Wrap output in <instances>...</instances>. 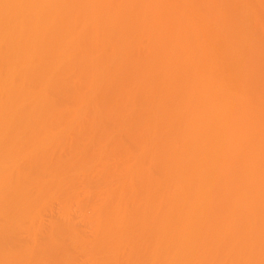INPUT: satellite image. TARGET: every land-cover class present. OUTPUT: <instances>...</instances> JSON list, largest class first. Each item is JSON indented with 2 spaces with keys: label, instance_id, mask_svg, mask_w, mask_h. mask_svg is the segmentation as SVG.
Wrapping results in <instances>:
<instances>
[{
  "label": "bare ground",
  "instance_id": "bare-ground-1",
  "mask_svg": "<svg viewBox=\"0 0 264 264\" xmlns=\"http://www.w3.org/2000/svg\"><path fill=\"white\" fill-rule=\"evenodd\" d=\"M113 1L116 4H112ZM116 1L120 0H0V264H136L140 259L136 257L142 256L138 261L140 264H192L200 255L208 256V259L201 257V261L205 260L203 264H217L219 261L225 264H264V117L261 119L255 112L258 105L264 106L261 98L264 85H252L257 94L261 92V97H255L253 101V98L250 101L240 99V93V97L235 93V98L233 93L222 97L221 92L226 93L224 89L229 80L226 76L228 81L222 80L227 84L224 85L213 77L217 67L209 64L216 57L214 51H209L205 60L201 54L202 62H195L198 65L192 63L190 69L191 57L187 49L194 50L189 55L198 53L208 41L203 39L205 43L201 45L202 39H196L200 30L196 31L195 23V28H189L195 29V33L188 31L189 35L185 36L187 28L185 33L183 31L191 50L185 45L184 37L180 38L183 39L181 43L178 36L172 34L177 27L183 26L182 30L187 27L186 21L195 22L191 17V22L186 20L189 18L187 11L191 10L186 8L190 4L188 0L172 1L177 13L171 8L172 4L167 8L160 5L159 9L166 10L158 12V7L154 6L158 0ZM152 1L153 4L149 3ZM166 1L162 4L161 0L159 4L167 6L169 1ZM203 1L198 2L201 12L206 7ZM225 1L219 2L218 8L222 9V4L226 6ZM230 1L226 3L228 7ZM239 3L238 0L232 1L230 10L237 8ZM211 5L215 9L218 1ZM218 8L215 10L219 11L218 15L222 13L224 16L230 11L229 8L228 12L222 9L223 13ZM234 8L231 16H234V10L238 13L241 9ZM246 9L243 13L248 16L251 9ZM260 9L257 12H261ZM197 10L193 9L194 12L200 11ZM204 12L195 17L197 21L200 15L209 13L206 11L203 15ZM257 12L254 13L258 15ZM175 13L177 17L172 15ZM169 14L175 16V20L168 17ZM158 16H162L163 23L168 18L167 26L158 27ZM251 16L244 20L245 16L241 15L243 19L240 21L255 22ZM236 17L232 21V18L227 19L234 23L238 22V17L240 19L238 14ZM213 18L209 21L215 20ZM173 20L179 25L176 28ZM260 21L256 22L259 24ZM244 22L238 26L239 22L228 24L223 21L222 25H232L221 26V31L211 29L214 24L209 28L217 35L218 31L224 30L225 33L229 30L231 34L234 32V35L243 37V41H250L251 37L258 41L261 36L255 29L261 28L254 27L257 33L252 30L255 35L252 36L250 31L249 34L247 30L245 32L246 26L241 28ZM158 23L161 25L162 22ZM160 29H166L165 38ZM230 38H233V44L234 36ZM225 40L230 41L228 38L221 43ZM251 41L250 45L258 44H254L253 39ZM178 43L184 44L186 51L181 50L184 46L181 48ZM218 43L220 50L222 46L229 50L226 44L231 45L229 42L225 45ZM260 44L259 48L263 42ZM207 45L202 47L201 53ZM174 46L181 49H173ZM256 48L252 52L244 48L246 53L250 52L242 54L241 51L244 57L229 55L231 61L229 63L230 59H227V62L232 69L229 71H236L237 67L238 72L244 69L239 72V76H243L247 68L244 59L253 57L250 60L255 61L258 54V59L264 55L261 54L263 50ZM249 59H246L248 66ZM223 61L221 64H225ZM258 62L259 67L263 66L264 62ZM240 65L243 69L239 68ZM223 66L226 70L227 66ZM198 67L203 71V77L200 71L201 78L194 75L196 80L191 70L193 72ZM257 68H247L248 79L254 75L250 79L252 83L256 71L260 72L264 66L259 68L261 70ZM123 72H126L125 76ZM189 76L196 81L190 82ZM242 76L236 79L229 76L234 79L229 81V86H238L244 94L250 84L247 76ZM190 84H193L192 89ZM119 87H124L122 92ZM232 90L235 92L234 88ZM216 98L217 103L221 101L223 104L224 101V104L231 105L220 108V112L213 111V105L220 104L214 101ZM132 99L135 101L130 104H135L136 110L131 109L134 111L131 118L130 107L135 106L129 104ZM249 102L251 107L256 106L254 111L248 108ZM73 103L77 105L76 109ZM71 105L74 110L69 111ZM205 108L207 113H202ZM258 117L262 124L256 123ZM131 126L136 129L134 132ZM210 129L214 131L209 132ZM260 129V134H251V131L260 132ZM215 131L217 145L211 142L213 135L210 133ZM109 132L116 135L108 139L106 134ZM243 139L249 140L245 142L248 147H244L245 143L243 146ZM210 143L215 146L208 145ZM245 148L247 154L242 153ZM127 151L138 156L133 158ZM138 151L141 154L136 153ZM122 156L129 159L124 161ZM118 159L124 163L121 161L117 165ZM132 159H135L133 165L129 163ZM147 166H150L148 170H153V176ZM134 176L137 177L134 179ZM132 188H136L135 192ZM144 188L150 191L145 193ZM131 190L133 194L129 195ZM127 197L131 202L139 200L135 208L134 204L130 203L133 207L128 205ZM54 201L60 203V210L55 209L56 212L51 205ZM123 206L134 209L126 211ZM160 207H169L167 213L162 214ZM118 209L120 212L111 215ZM46 211H49L48 215L55 213L50 215L47 223L41 218ZM90 223L91 231L87 230ZM131 225H135L132 227L137 232L127 230ZM85 230L91 232L90 238ZM139 243L144 245L140 249ZM125 245L128 251L135 249L131 250L133 253L126 251L125 255L135 254L136 263L129 258L122 262L127 256L131 257L128 254L123 259L124 255L120 253L126 250H123ZM127 246L137 247L129 249Z\"/></svg>",
  "mask_w": 264,
  "mask_h": 264
},
{
  "label": "rangeland",
  "instance_id": "rangeland-1",
  "mask_svg": "<svg viewBox=\"0 0 264 264\" xmlns=\"http://www.w3.org/2000/svg\"><path fill=\"white\" fill-rule=\"evenodd\" d=\"M111 1H112V0H111ZM122 1H123V0H122ZM153 1L155 2L156 0H153ZM153 1H152V2H149V3L153 4V3H154ZM159 1H161V0H158V1H157L158 4H159ZM163 1H164V0H162V2H163ZM167 1H169V3H168ZM167 1H166V2H167V6H163V5H162V4H164L165 2H163L162 4H159V6H156V5H158V4H157V2H155L156 5H154V6H155V7H158V9H159L160 5H161L162 7H166V8H167V7H168V4H172V5H173L172 7H171V5H169V6H170L172 9H173V7L176 9V7H175L176 4L174 5V2L172 3L173 0H167ZM189 1H190V2H189ZM191 1H192V0H188V3H190V4H187L188 6H186V8L189 7V9H191L190 11H193V9H194V11H198L197 9L200 10V8H202V7L198 8V7L201 5V4H199L198 2L201 3L202 0H201V1H200V0H199V1H197V0H193L192 2H191ZM204 1H205V5H206V7H205V9H202V12H203V10H204L205 12L208 11V12L211 13V14H214V13H216V14H214V15L211 16V14H209V13L206 12L207 15L210 16V18H209V17L206 15L205 12L203 13V15H206V16H201V15H202L201 10H200L199 12H194V11H193L192 13L188 10L187 12H188V15H189L188 17H189V18H188V19L186 18V20L189 21V20H190V17H191V18H192L191 20H192V21L194 20L195 22H191V20H190L191 23H189V22L186 21V23H188L187 27L184 26L185 28H183V30H182L181 27H183V26H180V27H177L178 29H176V30H174V32H172V34H176V36H178L179 39L184 37V39H185V42H184V43H186L185 45H186L188 48H190V47H189L190 45H189V43H188L189 41H187V40H186L187 37H185V36H188V35H189V34H188V31H190V34H191V31H193V33H195V32H194L195 29H196V31L200 30V31H199L200 33L198 32L199 35L197 34L199 37H197L196 39H198V38H199V40L202 39L203 42H200L201 45H202L203 43H205L204 40L208 41V42L206 43V45H207V44H208V45H207V47H205V51H204L203 53H201V51L204 50V48L202 49V47L206 46L205 44L202 45V47L200 48V49H201L200 52H198V53H196L197 51L194 52L195 54H198V55H195L194 53H193V54H190V55H192V56L195 55V56H193V58H192V56L189 55V52H192V51H194V50H191V48H190L191 51H189V50L187 49L188 56L191 57V58H190L191 60L188 59V60L191 61V63H190V64L188 63V64H189V65H191L192 63L195 64V62H197V63L199 64L198 61H201V62H202L203 58H204V60H205V59H206L205 56L208 54L209 51H210V53H212V52L214 51L213 53H214V55H216V57H215L216 59L214 58V60H213L214 62H210L209 66H211V64H212L213 66L215 65L214 67H217L215 72L219 74V77H220V78L217 77L218 74H216V73H214V75L216 74L217 76L215 75V76H216V77H215V76L213 75V77L216 78L217 82H219L218 80L220 79V80H221V84H224V85H227L226 83H227L228 80H229V81L231 80V82H232V80L236 79L237 77H241V76H242V74H241V76H239V75H240L239 72H241V71L244 70V69H243V67H244V63H245V65L247 66V68H249V67H250V68L252 67V69H253V68L255 69V68H257V67H258L257 69H259L260 67L262 68V67L264 66V63H263L264 61H262L263 58H264V55H261V54H264V52H263V51H264V47H262V46L264 45V33H261L260 31H263V32H264V30H262V29H264V25H263V24H264V22H263V18H264V17H263V14H264V11H263V10H264V9H263V8H264V3H263V2H264V0H261V5H259V4H260V0H259V1H258V0H254V1H256V2H254V1L252 0V2H254V6L257 4V6H255V7H256V11H254V10H255V7L253 6V3L251 2V0H249V1L244 0V1L247 2L248 7H247V4H246L244 1H242V0H238V1L240 2V3H239L240 5L238 4V5H239L238 7H241V9L239 8L240 10H238V13H235L234 11L237 12V10H234V11H233L234 16H231V15H230V14H232V11H231V10H233V8H234V7H233V8L230 10V5H232L231 3H232V1H234V0H232V1H230V0H226V1H225V0H223V1H222V0H214L215 2L218 1V6H217L216 8L219 7V2L224 3V1H225V2L227 3V1H230V3L228 2V3L230 4L229 7L227 6L228 4H226V3H225L226 6H224V4H222V9H224L225 12H226V11L228 12V8H229V10H230V11L228 12L229 14L226 13V15L228 14V15H227L228 17H227L225 14H224V16H223L222 13H221V14L219 13L220 15H222V17H221L220 15H218V12H219V11L216 12V11H217L216 8H215V9H212V8L214 7V5H213V7H212L211 4L214 3V1H212V0H207V1L204 0ZM204 1H203V2H204ZM113 2H114V3H113ZM113 2H112V4H116L115 1H113ZM116 2H117V3H120L121 0H120L119 2H118V1H116ZM170 2H171V3H170ZM203 2H202V3H203ZM206 2H207V3H206ZM242 2H243V3H242ZM250 2H251L252 4H251ZM108 3L111 4L110 1H109ZM160 3H161V2H160ZM208 3H209V5H208ZM241 3H242L243 6L241 5ZM249 3H250L251 6L253 7V11H254V12H257V11L259 10V8H262V9H263V10L260 9L261 12H263V13H261V12H257L258 15H261L260 17H259L258 15H256V13L252 12V7L249 5ZM151 4L149 5L150 7L152 6ZM196 4H197V6H196ZM191 5H193V6H191ZM194 5H195V6H194ZM245 5H246V6H245ZM203 6H204V5H203ZM215 6H216V4H215ZM261 6H262V7H261ZM155 7H152V8H153L152 10H154ZM209 7H210V9H208ZM223 7H224V8H223ZM226 7H228V8L226 9ZM238 7H237V8L235 7V8L238 9ZM244 7H245V9L248 8V9H246V10H250V9H251V13L247 11V12H248L247 14H248V16H251L250 14H254V15L251 16V18H254L257 22H259V21H260L259 19L262 17V19H261L262 21H260L261 25H260V23L258 24L256 21H255V22H256L257 24H256L254 21H253L252 23H251V21H250V22L246 21V22H248V23H250V24L244 22V20H247V19L249 18L246 14L244 15V13H246V12H245V9H243ZM257 7H258V8H257ZM166 8L159 9L158 12H160V11L163 10V9L166 10ZM203 8H204V7H203ZM235 8H234V9H235ZM158 9H155V10H158ZM169 9H170V8H169ZM172 9H170V10L172 11L171 13H173V10H174V12L177 11V10L175 11V9H173V10H172ZM219 9H221V8H218V10H219ZM222 9H221V10H222ZM165 10H164V11H165ZM209 10H210V11H209ZM213 10H214V11L216 10V11H215V12H212ZM224 10H222V12H223ZM239 11H241V12L239 13ZM243 11H244V13H243ZM200 12H201V13H200ZM220 12H221V11H220ZM225 12H223V13H225ZM169 13H170V11H169ZM176 13H177V12H176ZM176 13H175V14H172V15H175V16H176V15H177ZM189 13H190V14H189ZM194 13H195V15H194ZM260 13H261V14H260ZM191 14H192L194 17H192ZM196 14H198V15H196ZM199 14H201L199 20H200L202 17H203V19H201L200 21H199V20L197 21L198 18L196 19L195 17L199 16ZM237 14H238V16H240V19H239V17H238V22H239V23L233 21L234 23H238V26H239V24H241V23L244 22V26H243V25H240V26H243V27H241V28H244V27L246 26V28H244V29H245V32H246V30L248 31V32H246L247 34H249V31H250V32H251L252 30L254 31V29L257 28V27L259 26L258 28H261V30H259V29H255V30H256V31L258 30V31L260 32V33H259V32L257 31L258 34H259L261 37H263V38L257 36L259 39H258V41H255V40H257L256 37H255V38H254V37H253V38H252V37H251V38L248 37V38L250 39V41H249V40H247V41L244 40V41H243V37L240 38L241 36L239 37L238 35H234V34H235L234 32H232V34H231V31H229V30L227 31V32H229V33L225 32L226 34L224 33V30H222L223 32H220L221 30H220L219 28H220L221 26H225L226 23H228V22L230 21V20L227 19V18H229V15H230V18H232V19H231V21H232V20H233V17H234L235 20L237 19V17L235 18V16H237ZM239 14H240V15H239ZM170 15H171V14H169L168 17H169ZM216 15H217V18H215ZM232 15H233V14H232ZM241 15H243V18H244V16H245V19L243 20V22L240 21V20L243 19V18L241 19ZM175 16H173V17L170 16V17H172V18L175 20V18L177 17V16H176V17H175ZM219 16H220V18H219ZM253 16H254V17H253ZM256 16H258L259 19H257ZM174 17H175V18H174ZM204 17H205V18H204ZM206 17H208V18H206ZM211 17H212V18L214 17L213 19H215V20H210V21H209V19H212ZM223 17H224V19H223ZM226 17H227V18H226ZM156 18H157V16H156ZM158 18H159V16H158ZM160 18H161V19H160ZM160 18H159L160 20H159V19L156 20L157 24H159L158 27H160V26H161V28H162V27H165L164 25H165L166 23H168V22H167V21H168V20H167L168 18H167L166 21H165L166 23H165V22L163 23L162 16H161ZM163 18H164V17H163ZM172 18H170L169 20L171 21ZM194 18H195V19H194ZM225 18H226V20H225ZM230 18H229V19H230ZM246 18H247V19H246ZM251 18H250V19H251ZM205 19H206V21H207V20H208V21L206 22ZM216 19H217V21H216ZM220 19H221V20H220ZM254 19H253V20H254ZM158 20H159V21H158ZM174 20H173V23L175 24V21H174ZM176 20H177V19H176ZM218 20H219V21H218ZM227 20H228V21H227ZM248 20H249V19H248ZM201 21L203 22V24H202ZM204 21H205V22H204ZM223 21L226 22V23H224L225 25H222V24H223ZM231 21H230L229 23H232ZM158 22H162L161 25H160V23H158ZM171 22H172V21H171ZM199 22H200V23H199ZM216 22H217L219 25H218ZM240 22H241V23H240ZM176 23H178V22L176 21ZM194 23L196 24V26H195L196 28L194 27V25H195ZM198 23H199V24H198ZM229 23H228V24H229ZM234 23H232V24H234ZM245 23H246V24H245ZM253 23L255 24L254 26L252 25ZM163 24H164V25H163ZM171 24H172V23H171ZM174 24H172V25H174ZM178 24H179V23H178ZM193 24H194V25H193ZM200 24H201V25H200ZM213 24H214V25H213ZM232 24H230V25H232ZM192 25H193V26H192ZM198 25H199V26H198ZM203 25H204V26H203ZM210 25H213V27L211 26V29H212V28H216V29H214L215 31H216L217 29L220 30V31H218V34H219V35H217V32H215V31H211V30H210V28H209ZM230 25H226V26H230ZM247 25H248L249 28L247 27ZM257 25H258V26H257ZM166 26H167V24H166ZM176 26H179V25L175 24L173 27L176 28ZM214 26H217V27L219 26V27L217 28V27H214ZM250 26H251V28H250ZM202 27H203V28H202ZM204 27H205V28H204ZM254 27H255V28H254ZM180 28H181V29H180ZM186 28H187V29H186ZM189 28H192V29L195 28V29L192 30V29H189ZM197 28H199V29H197ZM200 28H201V29H200ZM247 28H248V29H247ZM252 28H253V29H252ZM163 29H164V28H163ZM163 29H160V30H162L161 32H163V34H164V33L166 32V29H165L164 31H163ZM184 29H186V34H185V36H183L184 33H185V30H184ZM205 29H207L208 31L205 32ZM249 29H250V30H249ZM178 30H179V31H178ZM181 30H182V31H181ZM201 30H202V31H201ZM209 30H210V31H209ZM231 30H232V29H231ZM171 31H173V29H172ZM171 31H170V32H171ZM176 31H177V32H176ZM183 31H184V33H183ZM253 31H252V32H253ZM170 32H169V33H170ZM201 32H202L203 35L201 34ZM207 32H208V33H207ZM211 32H212V34H211ZM252 32H251V34H252ZM254 32H255V31H254ZM254 32H253V34H254ZM257 32H255V33H257ZM181 33H182V34H181ZM206 33H207V34H206ZM209 33H210V35H209ZM222 33H224V35H222ZM233 33H234V34H233ZM165 34H167V33H165ZM165 34L163 35L164 38H165ZM172 34L170 33L169 35H172ZM200 34H201L202 36H201ZM214 34H215L216 37H214ZM229 34H231L232 37L234 36V41H235V39L238 40V41L236 40V41H237V42H236L237 44L234 43V41H233V44H232L231 40H233V38L231 39V38H230L231 35L229 36ZM251 34H250V35H251ZM253 34H252V36H255V35H253ZM226 35H228V36H226ZM262 35H263V36H262ZM174 36H175V35H174ZM181 36H182V37H181ZM204 36H205V38H204ZM207 36H210L211 38H209V37L207 38ZM217 36H218V38H217ZM235 36H236L237 38H235ZM242 36H244V35H242ZM247 36H248V35H246L245 37H247ZM145 37H149V35H148V36L145 35ZM221 37H223V39H222ZM245 37H244V38H245ZM166 38H167V35H166ZM178 38H177V40H179ZM219 38H220V39H219ZM228 38L230 39V41H229V40H227V41H228L232 46H234V44H235V47H234V48H233L231 45L226 44V43H228V42H226V40H225V43H223V42H224V39H228ZM238 38L241 39V43H238V42H240V39H238ZM248 38H247V39H248ZM145 39H146V38H145ZM148 39H149V38H148ZM203 39H204V40H203ZM207 39H208V40H207ZM215 39H219V40H215ZM245 39H246V38H245ZM251 39H253L254 44H255V43H258L259 45H261L260 43L263 42L262 46H260V48L262 47V49H260V48L258 47V46H259L258 44H255V45L252 44V45H250V43L252 42ZM262 39H263V40H262ZM180 40H181V43H182V42H183V41H182L183 39H180ZM260 40H262V41H260ZM200 41H201V40H200ZM213 41H214V42H213ZM221 41H223V42L221 43ZM242 41H243L245 44L242 43ZM248 41H249L250 43H249ZM259 41H260V42H259ZM178 42H180V41H178ZM218 42L221 43L220 45H225V44H226V45H227V48H228L229 50L226 49V46H222V47H223V48H222L223 50H222V49L220 50L221 46L217 45V44H219ZM246 42H247V43H246ZM137 43H139V42H137ZM212 43H213V45H211ZM248 43H249V44H248ZM187 44H188L189 46H188ZM215 44H216V45H215ZM238 44H240V45H238ZM241 44L245 45L244 48H245L246 51L250 49L251 51H250V50H249V51L252 52L253 49H254L256 46H257V48H256L257 50H258V48H259V50H263L262 53L260 54L261 56H259V59L257 58L259 54L257 55V57H256V59H255V61H257V59H258V61H261V62L263 63V66L260 65V67H259V63H260V62L257 61V63H255L254 59L250 60L251 58H253V57H251L250 59H249V58H245V59H244L245 62L242 63L243 67H242V65L239 66V68L241 67L243 70L239 69V70H241V71L238 72V71H237V70H238V69H237L238 67H237V68H235L237 72H236V71H229V69H231V68L229 67V63H230V61H231V59H230L229 57L232 56V58H237V56H240V55L244 54V52H245V50H244V48H243V45L241 46ZM247 44H248V45H247ZM104 45H106V44L104 43ZM237 45H238V47H240V48L236 47ZM249 45H250V46H249ZM178 46H181V44L178 43ZM178 46H177V47L174 46V47H172V48H173V49L177 48V50H179V49H181V48L184 46V44L181 46V48H179ZM215 46H219V47H215ZM230 46H231V47H230ZM251 46H253V48H252ZM187 47H186V48H187ZM224 47H225V48H224ZM246 47H247V48H246ZM248 47H250V48L248 49ZM156 48H157V47H156ZM178 48H179V49H178ZM183 48H184V49H183ZM183 48H182L181 50H185V49H186L185 46H184ZM213 48H214V50H213ZM230 48H231V50H230ZM237 48H238L239 50H238ZM242 48H243V50H241ZM251 48H252V49H251ZM152 49H154V47H153ZM152 49H148V50H149V51H150V50L152 51ZM157 49H158V48H157ZM206 49H207V50H206ZM211 49H212V50H211ZM225 49H226L227 51H226ZM154 50H155V49H154ZM154 50H153V52H154ZM177 50H176V51H177ZM215 50H216V51H215ZM224 50H225V53H224ZM233 50H234V51H233ZM236 50H237L238 52H237ZM254 50H255V49H254ZM158 51H160V50H157V52H158ZM174 51H175V50H174ZM176 51H175V52H176ZM185 51H186V50H185ZM185 51H184V52H185ZM198 51H199V50H198ZM211 51H212V52H211ZM221 51H223L222 54H221ZM241 51H242V52H241ZM249 51H248L247 53H246V52H245V53H246V54H249V53H250ZM226 52H227V53H226ZM231 52H232V53H231ZM240 52H241L242 54H241ZM185 53H186V52H185ZM210 53H209V54H210ZM218 53H219V54H218ZM201 54L203 55V58L201 57V56H202ZM204 54H205V55H204ZM220 54H221L222 56H220ZM234 54H235V55H234ZM239 54H240V55H239ZM199 55H200V56H199ZM224 55H225V56H224ZM229 55H230V56H229ZM97 56H99V54H98ZM198 56H199V57H198ZM207 56H208V55H207ZM219 56H220V57H219ZM235 56H236V57H235ZM246 56H247V57H250L249 55H246ZM262 56H263V58H262ZM189 57H188V58H189ZM195 57H197L196 60H195ZM222 57H224V58H222ZM241 57H244V55H242ZM254 57H255V56H254ZM185 58H187V54H186V57H185ZM200 58H201L202 60H200ZM221 58H222V59H221ZM238 58H239V57H238ZM260 58H262V59L260 60ZM218 59H219V60H218ZM223 59H224V61H223ZM227 59H230V60L228 61ZM239 59H242V58H239ZM246 59H247V60L249 59V62H248V63H249V66L247 65V62H246L247 60H246ZM216 60H218V61H216ZM220 60L223 61L225 64H221L222 62H221ZM225 60H226V61H225ZM192 61H193V62H192ZM227 61H228L229 63H228ZM250 61H251V63H250ZM215 62H216V64H215ZM253 62H254V63H253ZM153 63H155V61H153ZM197 63H196L195 65H198ZM227 63H228V65H226ZM262 63H261V64H262ZM193 64H192V65H193ZM217 64H218V65H217ZM220 64H221V66H223V65L227 66V69H228V70H227V69L225 70L224 68H222V67L220 66ZM253 64H254V65H253ZM192 65H191V68H190V69H192ZM195 65H194V66H195ZM216 65H217V66H216ZM255 65H257V66H255ZM194 66H193V67H194ZM225 66H223V67H225ZM230 66H231V65H230ZM246 66H245V67H246ZM195 67H196V66H195ZM218 67H219V68H218ZM220 67H221L222 69H224V71H223ZM231 67H233V66H231ZM245 67H244V68H245ZM247 68H246L245 71L243 72L244 74H243L242 77H244V76L246 77V76H247V77H246L247 80H248L247 82H248L250 85L246 88L247 90L244 91V94H243V92L241 91V89H240L238 86H237L238 88L236 87V85L233 87V85H234L233 83H232L233 85H231L232 87H230L229 85L231 84V82L228 81V85H227V86H228L230 89L228 88V90H226V89H227V86H225L226 88L224 89V91H225L226 93L220 91L222 97H223V95H226V94L228 95V94H232V93H233L232 96L234 95V96H233L234 98H235V96H236L235 94H237V96L240 97L241 95H238V94L240 93V94H242V97H241L240 99H246V100H249V101H250V100L253 98V99H252V101H253L254 99H256V98L262 96L261 98H263L262 100H264V95H263L264 90H263V91L260 90V91L263 92V93L258 92L259 94H257V93H256L257 91L253 88L255 85H258V83H259L260 85H262V86L264 85V84H263V83H264V78H263L264 75H262V74H264V73H263V70H264V69H263V68H262L263 70L259 69V70H261V71H260L261 73L258 71L260 75H258V72L256 71V73H257V74H256L257 79H256V76H255V77H254V81H253V83H252V81H250V79L253 78L254 75L252 76V74H251L252 77H250V78L248 79V75H249L250 73H248L249 71L247 70ZM197 69H199V70H197ZM197 69H194V71L196 70V71L198 72V74H200V75H198V74L196 75V74H195L196 71H195V72H194V71L192 72V70H191V73H193L192 75H193V76H194V75L197 76L198 79H199V78H201V73H199L201 70H200L199 67H198ZM233 69H234V67H233ZM257 69H256V70H257ZM218 70H219V72H220L221 74L218 72ZM231 70H232V69H231ZM201 72H202V77H203V71H201ZM231 72H232V73H231ZM246 72L248 73V75H247ZM254 72H255V70H254ZM225 73H226V74H225ZM227 73H228V74H227ZM230 73H231V75H230ZM241 73H242V72H241ZM125 74H126V72H125V73L123 72V76H125ZM235 74H237V75H235ZM253 74H255V73H253ZM220 75H222V77H221ZM223 75H225V76H223ZM232 75H233V76H232ZM110 76H111V75H110ZM112 76H113V75H112ZM195 76H194V77H195ZM226 76H228V77H227L228 80H227ZM229 76L232 77V78H234V79H232V78L229 79ZM249 76H250V75H249ZM259 76H261V77L263 76V77H262L263 79H261V77H259ZM190 77H191V79H190ZM194 77L189 76L188 79H190V82H194V81L197 80V79H196L197 77H195L196 80L194 79ZM192 78H193L194 80H192ZM217 78H218V79H217ZM224 78H225L226 80H225ZM191 80H192V81H191ZM216 80H215V81H216ZM222 80L226 81V83H224V81L222 82ZM252 80H253V79H252ZM188 82H189V81H188ZM190 82H189V83H190ZM170 83H172V82L170 81ZM173 83H174V82H173ZM189 83H188V84H189ZM219 83H220V82H219ZM229 83H230V84H229ZM248 83H247V85H248ZM254 83H255V85H254ZM256 83H257V84H256ZM170 85H171V84H170ZM190 85H191V84H190ZM192 85H193V84H192ZM192 85L190 86L191 89L193 88ZM209 85H210V84H209ZM252 85H254V86L252 87ZM222 86H223V85H222ZM250 86H251L252 88H251ZM262 86H261V87H262ZM188 87H189V86H188ZM109 88H110V87H109ZM109 88H107L108 91L110 90ZM111 88H112V87H111ZM121 88H124V87H121ZM121 88L119 87L120 91L122 92V89H121ZM195 88H196V87H194V90H195ZM223 88H224V87H223ZM233 88H234L235 92L232 90ZM235 88H236V89H235ZM263 88H264V86H263ZM263 88H261V89H263ZM112 89H114V87H113ZM237 89H238V90L240 89L239 92H238ZM123 90L125 91L126 89H123ZM197 90H198V89L196 88V92H197ZM203 90H204V89H203ZM230 90H232V91L230 92ZM248 90H250V92H249ZM106 91H107V90H106ZM126 91H129V90L127 89ZM228 91H229L230 93H228ZM236 92H237V93H236ZM251 92H253V94H252ZM254 92H255L257 95H256ZM222 93H224V94H222ZM234 93H235V94H234ZM250 93H251V94H250ZM260 93H261V96H260ZM219 94H220V93H219ZM246 94H247V95H246ZM213 95L216 96L215 93H213ZM243 95L246 96V97H244ZM250 95H251V96H250ZM214 96H213V97H214ZM237 96H236V97H237ZM247 96H249V98H247ZM115 97H116V96H115ZM166 97H167V96H166ZM166 97H165V98H166ZM217 97H221V96H220V95H217ZM222 97H221V98H222ZM250 97H251V98H250ZM255 97H256V98H255ZM160 98H162V96H161ZM115 99H116V98H115ZM130 99H131V98H130ZM162 99H163V98H162ZM236 99H237V98H236ZM116 100H117V99H116ZM118 100H119V99H118ZM118 100H117V101H118ZM133 100H134V99L131 100L132 102L129 100V104H130V103H133ZM167 100H169V98H168ZM213 100H214V99H213ZM216 100H217V98H216L214 101L216 102ZM220 100H221V99H220ZM112 101H114V99H112ZM134 101H135V100H134ZM218 101H219V99H218ZM114 102H115V101H114ZM114 102H112V103L114 104ZM166 102H168V101H166ZM220 102H221V101H220ZM220 102H218V103H220ZM262 102L264 103V101H262ZM112 103L110 102V104H112ZM117 103L119 104V102H117ZM134 103H135V102H134ZM216 103H217V102H216ZM218 103H217V104H218ZM222 103L224 104V101H223ZM227 103H229V102H227ZM250 103H251V102H249L248 108L250 109V111H252V109H253V111H254L256 106H255V107H251L252 105L250 106ZM73 104H75V103H73ZM113 104H112V105H113ZM220 104H221V103H220ZM220 104H219V105H220ZM223 104H221L220 106L217 105L216 107H218V108H216L215 105H213L214 107L212 108V110H213V111L216 110V111L220 112L222 109L227 108V106H228L230 103H229L228 105H227L226 103H225L224 105H223ZM75 105H76V104H75ZM114 105H116V104H114ZM130 105H131V104H130ZM133 105H135V104H133ZM133 105H131V106H133ZM230 105H231V104H230ZM72 106L74 107V105H71L69 111H70V110H74V109H76V107H77V105H76L74 109H71V108H73ZM79 106H80V105H79ZM79 106H78V107H79ZM249 106H250L251 108H250ZM262 106H263V105H262ZM262 106L260 107V105H258V108H260V109H258V108L256 107V110L258 109V111H259V110L261 111V109L264 107V106H263V107H262ZM128 107H129V105H128ZM135 107H136V105L133 106L132 108L130 107V110H131V109L133 110ZM228 107H229V106H228ZM214 108H216V109H214ZM220 108H221V110H220ZM205 109H206V110H203L202 113H203V112H204V113H207V110H208V109H207V108H205ZM130 110H129V111H130ZM132 110H131V112H132ZM135 110H136V109H134V111H135ZM219 110H220V111H219ZM256 110H255V112H257V114L260 116V118H261V117L263 118V117H264V112H263V111H264V108H263V111H261V112H262L261 114H259L260 112H258V111H256ZM134 111H133V112H134ZM246 111L248 112V110H246ZM133 112H132V113L129 112L131 118H132V114H133ZM208 112H210V109H209ZM126 114H127V113H126ZM249 114H250V113H249ZM261 115H262V116H261ZM127 116H128V115H127ZM82 117H83V115H82ZM128 117H129V116H128ZM249 118L251 119L252 117H249ZM260 118H259V117L257 118L256 123H258V122L262 119V118H261V119H260ZM252 119H253V118H252ZM263 119H264V118H263ZM261 122H262V120H261ZM259 123H260V122H259ZM259 123H258V124H259ZM258 124H256V125H258ZM260 124H262V123H260ZM263 125H264V120H263ZM263 125H262V126H263ZM94 126H97V125L95 124ZM94 126H93V127H94ZM133 127H134V126H133ZM258 127H260V126L258 125ZM258 127H256V128H257L256 130H258ZM263 127H264V126H263ZM96 128H97V127H96ZM128 128L130 129V127H128ZM132 129H134V128H132V126H131V130H132ZM254 129H255V128H254ZM135 130H136V129H134L133 132H134ZM115 131H118V130H115ZM211 131H214V130L210 129L209 132H211ZM259 131H260V132L255 131V130H254V132L251 131V134H254V133H256V132H257L258 134H260L262 130L260 129ZM111 133H112V134H111ZM111 133L109 132V135H110V136L106 134V138H108V139H112L113 136L116 135L115 132H114V134H113V132H111ZM116 133L119 134L120 131H119V133H118V132H116ZM214 133H215V134H214ZM214 133H210V134H212V135L214 136V139H213V136H212L211 142H212V143L215 142V143H216L215 145H217V142L215 141V139H216V131H215ZM257 133H256V134H257ZM88 136H89V135H88ZM88 136H87V137H88ZM107 136H108V137H107ZM209 136H210V135H209ZM249 136H250V135H249ZM251 136H252V135H251ZM254 136H255V134H254ZM256 136H258V135H256ZM87 137H86V138H87ZM210 137H211V136H210ZM212 140H213V141H212ZM243 140H244V139H243ZM248 141H249V140H247V141L244 140V141L242 142L243 146H244V143H245V142H248ZM238 142H239V140H238ZM118 143L120 144V142H118ZM122 143H123V142H122ZM119 144H118V146H120ZM123 144H124V143H123ZM123 144H122V146H123ZM213 144H214V143H213ZM213 144L210 143V144H208V145H210V146L213 147V146H215V145H213ZM124 145H125V144H124ZM243 146H241V148H243ZM109 147H111V146L109 145ZM207 147H209V146H207ZM244 147H248V146H246V143H245V146H244ZM111 148H112V147H111ZM114 148H115V145H114ZM231 148H232V146H231ZM235 148H236V147L233 146V149H234V150H235ZM241 150H242V149H241ZM247 150H248V149L245 148V150H242V153L245 151L244 153L247 154ZM131 151H132V150H131ZM235 151H236V150H235ZM127 152L130 153L129 156L132 154L130 151H127ZM127 152H126V154H127ZM156 152H157V151H156ZM230 152H231V150H230ZM232 152H234V151L232 150ZM232 152H231V153H232ZM136 153L141 154V152H139V151L136 152ZM136 153L134 152V155H136ZM157 154H159V153H157ZM124 156H125V154H124ZM127 156H128V155H126V157H127ZM137 156H138V154H137ZM137 156H133V154L131 155V157H133V158H136ZM126 157H125V159H123V156H122V160H124V161L126 160V161H127V159H129V158H126ZM131 157H130V159H131ZM152 157H153V156H152ZM116 158H117V157H116ZM118 158H119V157H118ZM120 158H121V157H120ZM114 160H115V159H114ZM122 160L119 161V159H118L117 161H119V162H117L118 164H117V163H116V164L119 165V164L121 163ZM134 160H135V159H134ZM134 160L132 159V162L129 160V161H130L129 163H131V165H133V164H134L133 162H135ZM151 160H152V162H153V159H151ZM115 161H116V160H115ZM124 161H122V163H124ZM110 162H112V158H111V161H110ZM110 162H109V164L111 165ZM113 162H114V161H113ZM114 163H115V162H114ZM125 163H128V162H125ZM132 163H133V164H132ZM154 163H155V162H154ZM150 164H152V163L150 162L149 165H150ZM117 165H115L116 168H117ZM124 165H125V164H124ZM127 165H128V164H127ZM143 165H144V164H143ZM122 166H123V165H122ZM127 167H128V166H127ZM129 167H130V166H129ZM143 167H144V166H143ZM118 168H120V167H118ZM121 168H122V167H121ZM121 168H120V169H121ZM123 168H124V167H123ZM123 168L121 169L122 171H123ZM148 168H150V166H149V167L147 166V171H148V172L152 170V169L148 170ZM120 169H119V170H120ZM124 170H127V169L124 168ZM113 172H114V171H113ZM124 172H125V171H124ZM148 172H146V173H147L146 175H149ZM152 173H154L153 170L151 171L150 174H152ZM155 173H156V174H159L158 172H155ZM136 174H137V173H136ZM136 174H135V175H136ZM114 175H115V174H114ZM154 175H155V174H154ZM152 176H153V174H152ZM135 177H137V176H134L133 178L135 179ZM134 181H135V183H136L137 179L134 180ZM134 181H133V182H134ZM113 183H114V182H112V184H113ZM135 183H134V184H135ZM112 186H113V185H112ZM114 186H117V185L114 184ZM114 186H113V187H114ZM81 187H83V186H81ZM114 188H115V187H114ZM82 189H83V188H82ZM132 189L134 190L133 192H135L136 188H135V189L132 188ZM144 189H145V188H144ZM149 189H150V188H149ZM80 190H81V189H80ZM80 190H79V191H80ZM146 190H147V191H146ZM81 191H82V190H81ZM84 191H85V190H84ZM149 191H150V190H149ZM149 191H148V189H145V193H146V192H149ZM126 192H127V191H126ZM81 193H82V192H81ZM129 193H130V191H129ZM127 194H128V192H127ZM132 194H133V193H132V190H131V194H129V195H132ZM127 196H128V195H127ZM124 197H126V195H124ZM130 197H132V196H130ZM133 198H134V197H133ZM99 199H100V197H99ZM127 199H128V201L131 200V198L129 199L128 197H127ZM132 200H133V199H132ZM136 201H137V202H134V201H133L134 203L131 202V201H129V202H128V203H129L128 205H130V207H131V206H132L131 204H134V208H135V203L137 204V203L139 202V200H136ZM130 203H131V204H130ZM154 203H155L154 206H156V205H157L156 202H154ZM157 203H158V202H157ZM50 204H51V202H50ZM50 204H49V205H50ZM59 204H60V203H58V201H57V203H56V201H54V202H52L51 205H52V208H53L54 210H55V209H56V210H57V209L60 210V206H59ZM149 204H151V205H149V206H151L152 209H153L154 207L152 206V203H149ZM138 205H139V204H138ZM147 205H148V204H147ZM159 206H160V204H159ZM74 207H76V206H74ZM126 207H127V209L125 208V206H123L122 208L125 209L126 211H127L128 209H129V211H131V210L134 209V208L131 209L129 206H126ZM132 207H133V206H132ZM161 207L163 208V206H161ZM161 207H160V208H161ZM165 207H166V206H165ZM165 207H164V208H165ZM119 208H121V207H119ZM136 208H137V207H136ZM156 208H157V207H155V209H156ZM162 208H161V209H162ZM168 208H169V207H167V209H168ZM155 209H154V210H155ZM167 209H162V210H161V212L163 211L162 214L167 213V211H168ZM56 210H55V212H56ZM88 210L90 211L91 209H88ZM121 210H122V209H121ZM125 210H124V211H125ZM157 210H158V209H157ZM157 210H155V211H157ZM93 211H95V210H93ZM117 211L120 212V210L118 209V210L112 212L111 215H115L116 213H118ZM159 211H160V210H159ZM159 211H158V213H160ZM164 211H166V212L164 213ZM48 212H49V211H48ZM48 212H47V211L44 212V213H45V214L43 213L44 216H43V214H42V217H41V218H42V221L46 222L51 216H53V215L55 214V213L52 214V215L50 214V215H51V216H50V215H48V214H49ZM91 212H92V211H91ZM91 212H90V213H91ZM90 213L87 212V214H90ZM78 214H79V213H78ZM160 214H161V213H160ZM77 217H78L79 219L81 218V217L78 216V215H77ZM77 217H76V218H77ZM78 218H77V219H78ZM50 219H51V218H50ZM50 219H49V220H50ZM49 220H48V222H49ZM46 223H47V222H46ZM88 226H89V227H87L88 229H87V228H86V229L91 231V229H90V227H91V223H90ZM132 226H133V225H131L127 230H128V231H132V230L134 231V229H135V231H136V228L133 229V227H134L135 225H134L133 227H132ZM137 226H138V224H137ZM138 229H139V227H138ZM85 231H86V230H85ZM136 232H137V231H136ZM136 232H135V233H136ZM87 233L89 234V238H90V233H91V232L86 231V234H87ZM88 234H87V235H88ZM87 235H86V236H87ZM147 238H148V237H147ZM143 239H144V238H143ZM143 239H142V240H143ZM150 239H151V238H150ZM150 239H149V240H150ZM41 240H42V238H41ZM42 241H43V240H42ZM42 241H41V242H42ZM144 242H145V241H144ZM147 242H148V240H147ZM147 242H146V243H147ZM141 243L143 244L142 241H141ZM149 243H151V242H149ZM149 243H147V244H149ZM139 244H140V243H139ZM127 245H128V244H127ZM140 245H141V244H140ZM137 246H138V248H139V247L141 248V247L144 246V245L139 246V245L137 244ZM137 246H134V247L127 246V247H130L129 249H131V248H135V247H137ZM145 247H146V244H145ZM122 248H123V247H122ZM122 248H121V249H122ZM140 248H139V249H140ZM147 248H148V247H147ZM147 248H146V249H147ZM124 249H126L124 252H122V251L120 252V253H122V254L124 255V258H123V259H125V257H126L128 254L130 255V253H127V255H125V254H126L125 252L128 251L127 248H126V245H125V247L123 248V250H124ZM136 249H137V248H136ZM139 249H138V250H139ZM144 249H145V248H144ZM131 250H135V249H131ZM131 250H129V251H131ZM138 250H136V252H137ZM147 250H148V249H147ZM182 250H184V249L182 248ZM129 251H128V252H129ZM143 251H144V250H143ZM184 251H185V250H184ZM131 252H132V251H131ZM136 252L134 251V253H136ZM181 252H182V251H181ZM132 253H133V252H132ZM136 254H137V253H136ZM120 255H121V254H120ZM123 255H122V256H123ZM130 256H131V255H130ZM133 256H134V257H133ZM133 256H131L132 258L127 256L126 259L123 260V261H122V258H121V256H120V258H121L120 261L124 262V261H126V260L129 258L128 260H131V261L133 260L132 262L136 263L135 254H133ZM38 257L41 258V256H38ZM199 257H200V258L203 257V259H204V258H205V259H208V256H207V255H205V256H203V255L201 256V255H200V256H198V259H197V257L195 258V261L197 262V264H201L200 262H202V264H203V261L205 262V260L201 261L202 258L200 259V261H197V260H199ZM36 258H37V257H36ZM36 258H35V260H36ZM130 258H131V259H130ZM133 258H134V259H133ZM136 258H140L139 260H137V263L140 264L138 261H141V259L143 258V256H142V258H141V257H136ZM37 259H39V258H37ZM128 260H127V261H128ZM134 260H135V261H134ZM221 260H222V259H221ZM131 261H129V262L131 263ZM196 262L193 261L192 264H193V263L196 264ZM198 262H199V263H198ZM220 262H222V261H219L217 264H222V263H223V262H222V263H220ZM137 263H136V264H137ZM88 264H91V263L88 262ZM223 264H225V262H224ZM226 264H227V263H226Z\"/></svg>",
  "mask_w": 264,
  "mask_h": 264
}]
</instances>
